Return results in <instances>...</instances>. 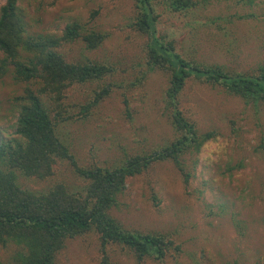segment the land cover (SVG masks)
Returning <instances> with one entry per match:
<instances>
[{
	"label": "rangeland",
	"instance_id": "374dc122",
	"mask_svg": "<svg viewBox=\"0 0 264 264\" xmlns=\"http://www.w3.org/2000/svg\"><path fill=\"white\" fill-rule=\"evenodd\" d=\"M197 1L198 7L175 13L157 0L158 38L174 41L176 52L188 60L255 74L264 62V0ZM4 3L0 0V9ZM19 8L27 36L61 35L74 22L107 35L92 51L82 39L58 49L68 62L98 61L115 70L105 82L75 84L66 93L68 115L74 117L59 124L58 134L80 167L120 166L129 155L159 150L176 139L165 102L169 78L148 70V37L135 25L137 0H20ZM103 83L112 85L111 94L82 118V107ZM26 85L11 73L0 79V137L12 136L16 97ZM180 102L201 132L217 133L199 154L186 158L189 183L173 162L156 163L128 180L111 211L128 230L166 234L180 249L161 261L139 262L122 245L110 244L109 263L264 264V105L247 104L194 77ZM18 175L19 183L35 192L60 183L84 195L88 184L68 160H59L46 180ZM17 250L13 243H0V264H18ZM102 260L94 231L68 240L57 255L59 264Z\"/></svg>",
	"mask_w": 264,
	"mask_h": 264
},
{
	"label": "trees",
	"instance_id": "16d2710c",
	"mask_svg": "<svg viewBox=\"0 0 264 264\" xmlns=\"http://www.w3.org/2000/svg\"><path fill=\"white\" fill-rule=\"evenodd\" d=\"M137 1L135 25L148 37V70L168 75L165 102L177 136L166 147L129 155L116 167H80L58 134L59 124L74 117L68 115L65 103L68 89L75 84L105 82L115 71L98 61L68 62L58 49L82 39L86 49L92 51L104 43L107 35L74 22L61 35L27 36L20 0H5L0 9V79L11 73L16 81L27 84L23 94L16 97L19 114L12 136L0 137V243L17 246L18 264H59L57 255L67 241L91 231L99 235L103 264H110V244L122 245L139 262L147 258L164 260L172 250L180 249L174 239L162 233L128 230L111 211L118 206L128 180L156 163L173 162L189 183L192 174L187 170L186 158L199 154L216 138L215 131L201 132L181 109L180 96L187 82L194 77L210 86L223 87L247 104L264 105V62L255 74L248 75L230 72L222 65L188 60L176 52L174 41L158 38L157 0ZM161 2L175 13L200 4L197 0ZM111 91L109 83L99 86L80 116L88 117ZM59 160H68L88 182L84 195L60 183L46 192H35L19 183L18 172L28 178H50Z\"/></svg>",
	"mask_w": 264,
	"mask_h": 264
}]
</instances>
